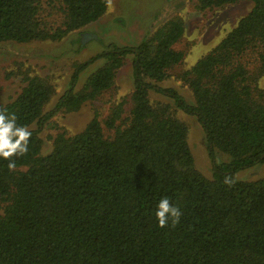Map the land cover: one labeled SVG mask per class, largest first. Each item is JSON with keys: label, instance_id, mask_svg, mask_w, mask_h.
I'll return each instance as SVG.
<instances>
[{"label": "trees", "instance_id": "1", "mask_svg": "<svg viewBox=\"0 0 264 264\" xmlns=\"http://www.w3.org/2000/svg\"><path fill=\"white\" fill-rule=\"evenodd\" d=\"M242 0H197L196 9ZM182 73L192 100L161 83L184 53L174 45L184 22L172 17L134 46L110 45L78 63L52 111L51 84L25 77L0 112L31 132L28 151L0 157V264H264V177L238 180L264 163V0ZM107 0H0V41L60 39L97 21ZM54 11L60 21L47 19ZM128 55L132 91L111 105L103 133L98 114L72 136L56 135L41 154L39 132L51 113L76 111L109 90ZM103 63L76 89L80 73ZM196 116L212 159V176L195 166L187 126L168 104ZM35 125V127H34ZM215 152L229 156L215 161ZM225 178L232 183L226 184ZM167 197L182 213L161 228L155 217Z\"/></svg>", "mask_w": 264, "mask_h": 264}, {"label": "rangeland", "instance_id": "2", "mask_svg": "<svg viewBox=\"0 0 264 264\" xmlns=\"http://www.w3.org/2000/svg\"><path fill=\"white\" fill-rule=\"evenodd\" d=\"M197 0H107L104 14L84 28L72 31L60 39L32 40L29 42L0 41V105L15 98L25 83V77L38 76L46 79L52 87L50 100L44 106V113L52 111L59 97L68 88L74 67L100 53L110 45H137L143 37L172 17H180L184 22V34L174 45L184 53L180 63L168 71V76L159 83L171 87L188 101L192 93L183 80L182 73L189 69L200 57L216 46L225 34L233 28L252 6L248 0L205 10L196 9ZM47 19L54 26L60 21V14L54 11ZM81 32H91L96 39L88 38L81 46ZM103 63L95 60L80 73L76 89L96 67ZM132 56L128 55L118 70L114 85L96 99L85 102L76 111L59 110L51 113L45 121L39 137L42 141L41 154L52 149L56 135L72 136L81 131L94 114H98L103 133L111 137L104 120L112 104L126 101L124 116L129 113L127 104L132 91ZM258 87L264 88V75L258 78ZM152 100L168 104L176 117L187 126V143L194 158V166L206 177L212 176V159L209 156L204 129L194 115L187 114L172 104L167 97L151 93ZM35 127V125H34ZM215 161H228L229 156L215 152ZM238 180H255L264 177V163L237 171Z\"/></svg>", "mask_w": 264, "mask_h": 264}, {"label": "clouds", "instance_id": "3", "mask_svg": "<svg viewBox=\"0 0 264 264\" xmlns=\"http://www.w3.org/2000/svg\"><path fill=\"white\" fill-rule=\"evenodd\" d=\"M111 0H109L110 4ZM31 132L26 126H17L15 116H6L0 112V157L9 160L8 168L10 170L16 167V163L11 158L13 156H22L28 151V141ZM226 184H231L229 178H225ZM180 210L173 206L167 197L159 200L155 212L158 226L163 228L167 226L171 219L172 225L175 226L181 217Z\"/></svg>", "mask_w": 264, "mask_h": 264}, {"label": "flooded vegetation", "instance_id": "4", "mask_svg": "<svg viewBox=\"0 0 264 264\" xmlns=\"http://www.w3.org/2000/svg\"><path fill=\"white\" fill-rule=\"evenodd\" d=\"M84 33H88L89 35H92L93 33H91V32H81V34H80V44H81V46L86 42V39H88V38H93L94 39V37H86L85 38V40H84V42H82V40H83V34ZM96 36V35H95ZM97 37H95V39H96ZM104 48H107V47H104ZM104 50V49H103Z\"/></svg>", "mask_w": 264, "mask_h": 264}, {"label": "water", "instance_id": "5", "mask_svg": "<svg viewBox=\"0 0 264 264\" xmlns=\"http://www.w3.org/2000/svg\"><path fill=\"white\" fill-rule=\"evenodd\" d=\"M86 37H87V38H88V37H94V38H95L96 36H95L94 34L89 35L88 33H84V34H83V40H82V42H84V40H85Z\"/></svg>", "mask_w": 264, "mask_h": 264}]
</instances>
